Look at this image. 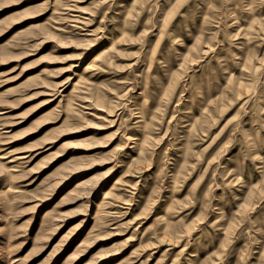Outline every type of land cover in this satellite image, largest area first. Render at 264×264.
Returning a JSON list of instances; mask_svg holds the SVG:
<instances>
[{
	"label": "rangeland",
	"instance_id": "1",
	"mask_svg": "<svg viewBox=\"0 0 264 264\" xmlns=\"http://www.w3.org/2000/svg\"><path fill=\"white\" fill-rule=\"evenodd\" d=\"M0 264H264V0H0Z\"/></svg>",
	"mask_w": 264,
	"mask_h": 264
}]
</instances>
